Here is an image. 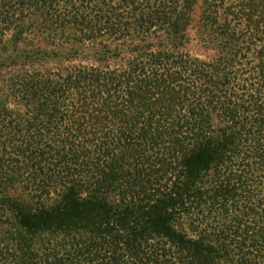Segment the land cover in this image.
I'll return each mask as SVG.
<instances>
[{
	"label": "trees",
	"instance_id": "1",
	"mask_svg": "<svg viewBox=\"0 0 264 264\" xmlns=\"http://www.w3.org/2000/svg\"><path fill=\"white\" fill-rule=\"evenodd\" d=\"M197 9L209 60L184 50ZM48 21L43 50L26 34ZM15 68L0 189L36 200L0 192V264H41L46 233L43 264H264V0H0V73Z\"/></svg>",
	"mask_w": 264,
	"mask_h": 264
},
{
	"label": "rangeland",
	"instance_id": "2",
	"mask_svg": "<svg viewBox=\"0 0 264 264\" xmlns=\"http://www.w3.org/2000/svg\"><path fill=\"white\" fill-rule=\"evenodd\" d=\"M116 2H118V1H116ZM201 14H202L201 9H197L196 13L194 15V18H193L192 26L189 29V33H188L191 40L185 46L184 50L193 54L194 56H196L200 59L209 60L213 56L216 55V52H215V50H213V47L205 46L202 43V41L206 37L207 31L203 28L202 22L200 21ZM16 16L18 18H24L25 21H27V19H32L33 21H39L38 19H40V15H39V13H37L36 7H33V8L27 7L24 10H20ZM92 18H91V20H92ZM88 20H87V22L90 25L92 24L94 27H96V25H97V28H98L97 31L101 35H102V31H108L107 29L112 28V26H109L107 23L102 22V26H101V25H98V23L96 21H88ZM46 24H47V28L50 29V31L48 30L49 32L41 33V32H37L36 30H34L32 28V29L28 30L26 37L28 39L32 40L31 43L33 45H37L43 50H50L53 48V47H51V44L52 43L55 44V41H57V40L60 41V39H59L58 35L56 36V32H55L56 30L55 29L57 27L54 26L53 24H51V21L46 22ZM78 28L80 30L84 31L83 30L84 27H78ZM125 29H126L125 31H127L126 27H125ZM107 33H110V32H106V36H104L106 39L109 36V34H107ZM11 34H13V31L12 30L8 31L6 33L5 38H7V39L10 38ZM103 35H105V33ZM127 41H128L127 39H124V42H127ZM120 44H122V42H120ZM89 47H90V45H89ZM89 47H88V45L86 48H84L80 45H75V48L77 49L76 50L77 53H79L80 56H84V57H90V55H94V51L92 50V48L89 49ZM66 48H68V53H70L71 44L67 45ZM122 48H124V47H122ZM56 50H59V49H56ZM51 61L45 60V63L44 62L41 63L43 67L39 68V66H37L36 69L41 70L42 73L46 74L47 70H51V69L54 70V69L59 67V66L55 65V63H53V62L50 63ZM56 61H60V60H56ZM48 63H50V64H48ZM84 63L87 64L86 62H84ZM71 64L72 65H79L80 63L77 61V62H74ZM65 66H70V65L65 64ZM20 71H21L20 69L15 68L13 70L6 71L5 73H0V97L3 98L4 97L3 94H10V80L14 75H17L18 73H20ZM12 108L20 109L22 111L25 110L23 108H20L17 104H12ZM19 177H23V176H19L17 174L15 175V179L19 178ZM0 192H3L4 195H8L9 197H12L15 199H22V200H25L28 202H32V201L36 200L34 198V197H36L35 193L33 194V192H31L28 187H26L24 184H22L20 182H17V183L14 182L11 185H6V187H2L0 189ZM41 201H44V203H46L47 205H52L58 201V196L52 195V197L43 198ZM176 226L180 230L185 231L188 235L195 236V233H193V230L190 226V220L188 219V217L184 216L183 218L176 220ZM11 228H12V223L9 224V222H8L5 225L0 224V235H4L5 232L7 230H10ZM55 240H57V237L53 236V234H51V233L41 234L35 238L34 249L36 250L37 255H39V262L41 264H43V262H44V259H42V258H44L43 256L45 253L44 248L46 247L48 242L55 241Z\"/></svg>",
	"mask_w": 264,
	"mask_h": 264
}]
</instances>
